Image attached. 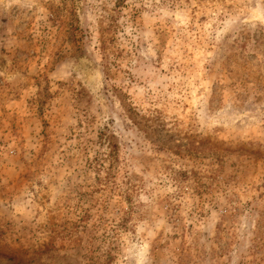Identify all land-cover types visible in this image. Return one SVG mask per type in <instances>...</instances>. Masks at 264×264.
I'll return each mask as SVG.
<instances>
[{
  "label": "rangeland",
  "instance_id": "rangeland-1",
  "mask_svg": "<svg viewBox=\"0 0 264 264\" xmlns=\"http://www.w3.org/2000/svg\"><path fill=\"white\" fill-rule=\"evenodd\" d=\"M0 264H264V0H0Z\"/></svg>",
  "mask_w": 264,
  "mask_h": 264
}]
</instances>
